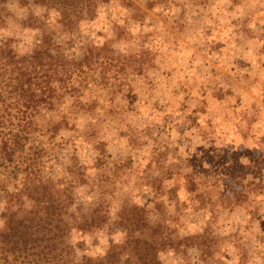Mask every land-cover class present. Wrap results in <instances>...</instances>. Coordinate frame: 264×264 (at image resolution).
<instances>
[{"label":"rangeland","instance_id":"1","mask_svg":"<svg viewBox=\"0 0 264 264\" xmlns=\"http://www.w3.org/2000/svg\"><path fill=\"white\" fill-rule=\"evenodd\" d=\"M95 11L73 57L107 46L73 75L85 105L63 92L71 129L50 154L74 218L108 204L104 223L73 230L76 258L120 244L118 210L140 204L172 242L162 264H264V0H100ZM48 12L0 3V40L29 51Z\"/></svg>","mask_w":264,"mask_h":264},{"label":"trees","instance_id":"2","mask_svg":"<svg viewBox=\"0 0 264 264\" xmlns=\"http://www.w3.org/2000/svg\"><path fill=\"white\" fill-rule=\"evenodd\" d=\"M17 1L44 5L50 12L38 21L46 26L29 51L20 54L0 40V264H162L158 251L172 242L157 234L140 204L118 210L125 231L120 244L96 260L76 258L73 230L104 223L108 204L95 200L87 217L74 218L68 186L62 188L63 178L51 173L50 154L60 149L54 139L70 128L61 112L63 92L74 95L80 108L85 105L73 75L107 46L89 44L80 60L73 57L79 23L95 14L100 0ZM62 34L67 36L59 38ZM38 134L49 141L37 139Z\"/></svg>","mask_w":264,"mask_h":264}]
</instances>
